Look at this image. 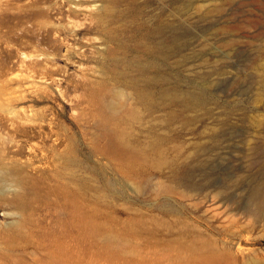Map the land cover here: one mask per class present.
<instances>
[{"label": "rangeland", "instance_id": "374dc122", "mask_svg": "<svg viewBox=\"0 0 264 264\" xmlns=\"http://www.w3.org/2000/svg\"><path fill=\"white\" fill-rule=\"evenodd\" d=\"M137 3L171 26L166 82L147 88L198 101L146 108L90 46L69 55L99 34L78 11L69 34L67 0H0V264H264V0ZM104 92L161 156L112 153Z\"/></svg>", "mask_w": 264, "mask_h": 264}, {"label": "bare ground", "instance_id": "6f19581e", "mask_svg": "<svg viewBox=\"0 0 264 264\" xmlns=\"http://www.w3.org/2000/svg\"><path fill=\"white\" fill-rule=\"evenodd\" d=\"M118 0H92L91 3L84 0H67V4H70V8L67 9V20L72 25H67L69 34L75 35V26L80 22L81 26L86 24V28L82 33H94L99 35L93 38H86V44L84 42H68L67 48L72 56L83 57L86 55V48L90 46V51L98 64L99 73L104 76H111L115 79L123 78L126 80L124 83L134 89V94L139 103L144 107L149 106L153 108L159 107L161 100L170 99V101H177L184 106L191 105L198 101L199 93L187 92L183 94L177 92L175 89L170 90L168 87L162 86L156 96H153L154 92L149 88L156 82L163 84L166 82V74L161 70V64L158 63V58L163 62L166 61L167 52V37L170 33V23H168L163 17L162 13L151 14L149 20H145L142 17L143 6H139L137 0H128L127 6L120 10L117 5ZM76 11L81 15L80 19H76ZM68 22V21H67ZM77 22V23H76ZM68 23V24H69ZM74 28H72V27ZM85 26V25H84ZM78 27V25L76 26ZM80 28V27H79ZM79 31V30H78ZM77 31V32H78ZM72 32H75L74 34ZM80 32V31H79ZM154 36L156 40L149 42L147 38ZM93 39L94 42H91ZM66 41V40H65ZM77 41V40H76ZM91 43H89V42ZM131 51L132 55L128 56L125 53ZM145 55L142 56V54ZM164 70V69H163ZM130 71L133 76L129 75ZM143 82L139 85L135 81ZM165 84V83H164ZM199 94V95H197ZM159 102V103H158ZM97 108V116L100 118L102 112H109L107 116L101 120L103 126L109 124L113 125L110 132L111 142H113L112 153L121 154V158L125 153L130 152L134 155H142L144 150L151 151L154 154L161 156V137L151 134L153 137L150 140L147 147H137L130 140L129 132H126L122 127L124 123L129 121V117L122 111L125 106L123 103L117 101L113 97L104 92L99 98ZM106 109V111H104ZM151 109V110H152ZM116 111L115 114L112 112ZM150 112V111H149ZM119 124V126H117ZM151 133V132H150ZM111 144V145H112ZM120 151V152H117ZM127 155V154H126ZM129 159L127 155L126 161ZM125 161V159H123ZM77 160L74 157L68 158V165H77ZM71 169V168H70ZM68 171V179L74 180L78 178L76 170L71 169ZM79 179V178H78ZM207 183V182H206ZM209 184V183H208ZM254 262V261H252Z\"/></svg>", "mask_w": 264, "mask_h": 264}]
</instances>
